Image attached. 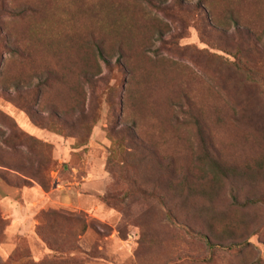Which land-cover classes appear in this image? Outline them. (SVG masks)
<instances>
[{
  "label": "rangeland",
  "instance_id": "obj_1",
  "mask_svg": "<svg viewBox=\"0 0 264 264\" xmlns=\"http://www.w3.org/2000/svg\"><path fill=\"white\" fill-rule=\"evenodd\" d=\"M0 264H264V0H0Z\"/></svg>",
  "mask_w": 264,
  "mask_h": 264
}]
</instances>
